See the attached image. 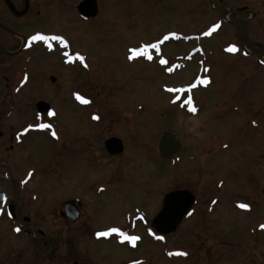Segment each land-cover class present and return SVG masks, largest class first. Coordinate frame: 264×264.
Instances as JSON below:
<instances>
[{"label":"rangeland","instance_id":"obj_1","mask_svg":"<svg viewBox=\"0 0 264 264\" xmlns=\"http://www.w3.org/2000/svg\"><path fill=\"white\" fill-rule=\"evenodd\" d=\"M97 2L99 13L88 23L59 8L55 17L23 27L27 34L36 26L60 30L90 57L89 69L72 78L61 49L44 51L41 62L55 63L47 74L62 77L44 79L29 98L16 96L19 105L40 100L52 107L51 129L29 135L16 160L35 171L40 201L49 208L57 197L81 194L90 202L92 227L141 237V264H264V232L257 228L264 223V162L257 159L264 158V136L251 124L263 111L264 62L253 63L243 49L221 51L233 32L213 29L215 0ZM149 44H159L148 49L151 60L129 59L131 49ZM33 88L31 82L26 91ZM165 131L183 145L169 159L159 151ZM111 136L125 145L118 157L105 151ZM173 189L190 190L197 203L175 232L158 235L151 220ZM80 249L110 264L136 255L86 239Z\"/></svg>","mask_w":264,"mask_h":264},{"label":"flooded vegetation","instance_id":"obj_2","mask_svg":"<svg viewBox=\"0 0 264 264\" xmlns=\"http://www.w3.org/2000/svg\"><path fill=\"white\" fill-rule=\"evenodd\" d=\"M68 1L0 0V35H4L5 38L0 39V264H110L107 258L99 261L91 257L90 253L83 252L80 249L82 239L91 243H102L104 247L117 245L120 249L135 252L136 255L133 257L124 256L119 264H141L143 258L137 255L142 243L141 237L135 242L123 240L119 234L97 237V232H104L110 228L97 229L91 226L90 202L81 194L57 197L54 204L47 208L45 202L40 201L41 192L32 187L35 171L32 168H22L16 161L21 156L20 150L29 135L44 134L45 130L51 129L38 127L40 124L50 125L46 119L52 116V112L49 114L39 112L37 103L40 100H36L33 106L30 102L29 105L25 104L27 101L19 105L20 101L18 103L16 99V96L29 98L32 93L36 94L38 88L46 85L44 83L46 78L55 83L57 78L62 77V72L57 70L56 74H47L48 70L54 71L55 63L43 64L40 57L43 52L61 49L65 65L74 67L72 78L75 73H79L78 69L84 72L89 69L88 51L78 48L74 41L60 30L36 26L27 34L23 29L24 25L33 19L48 20L55 17L59 13V8L62 10L66 8L76 19L85 23L96 17L80 14L78 7L84 0L74 4ZM207 1L213 3V0ZM215 2L217 25L221 29L226 25L233 32L232 42L228 47L220 48L221 51L237 54L243 49L246 51L243 55L251 58L253 63L264 62V0H215ZM66 23L69 24L67 21ZM37 34L63 37L67 46L59 40H32L31 37ZM233 45L237 50L229 51ZM65 53L73 59L69 61ZM79 56L84 59H79ZM31 82L34 84L33 90L26 91L31 87ZM72 94L77 96L78 90H73ZM262 109V112L258 110L252 115L251 124L256 133L262 132L264 136V123L261 121V118L264 120V106ZM86 115L87 119L89 117L93 119L91 112ZM57 137L60 139L59 133ZM107 153L110 157L122 154L111 156L108 151ZM257 159L264 162L261 156H257ZM138 216L141 221L147 220L143 213H139ZM259 224L258 230L264 232V228ZM17 228L20 230L16 231ZM78 235L81 237H77ZM166 254L169 255V251ZM169 258L172 260L173 254Z\"/></svg>","mask_w":264,"mask_h":264},{"label":"water","instance_id":"obj_3","mask_svg":"<svg viewBox=\"0 0 264 264\" xmlns=\"http://www.w3.org/2000/svg\"><path fill=\"white\" fill-rule=\"evenodd\" d=\"M78 8L83 16H96L98 13L96 0H84ZM37 106L40 113L50 112V104L46 101H39ZM105 148L111 155H118L123 152L124 144L120 138L111 137L106 140ZM181 148L182 142L175 134L169 131L162 134L159 151L163 158H172ZM195 202L196 196L188 189L168 192L164 196L161 210L152 220L153 227L162 235L175 232Z\"/></svg>","mask_w":264,"mask_h":264},{"label":"snow or ice","instance_id":"obj_4","mask_svg":"<svg viewBox=\"0 0 264 264\" xmlns=\"http://www.w3.org/2000/svg\"><path fill=\"white\" fill-rule=\"evenodd\" d=\"M217 27H219V25H213V29H215ZM31 39L34 40V41H36V40L47 41L49 39H51V40H59L62 43H64L65 46H67V42L64 40V38L63 37H59V36L48 37V36H43V35L37 34V35L31 37ZM164 39L167 40L168 37L165 36ZM157 47H159V44L145 45L143 47V49H140V48L131 49L132 55L129 57V59H135L136 57H139V56L143 55V56H146L149 60H151L152 56L149 54L148 49L149 48L155 49ZM236 50L237 49H236V47L234 45L230 46V48H229V51H236ZM65 56H68L69 61H71L73 59V57L70 56L68 53H65ZM79 59L83 60L84 58L82 56H79ZM160 62L162 64L166 63V61H164V60H161ZM204 82L206 83L207 81H204ZM77 97H78V99H81V100L84 99L83 97L79 96V94H77ZM188 102L191 103V100L189 99ZM191 110L195 111V108H192ZM38 127H40V128H46V127L50 128L51 125L40 124V125H38ZM52 134H53V136L56 135L55 132H53ZM239 206L242 207V208H248L249 207V205H247V204H240ZM261 228H264V225H261ZM19 230H20L19 228L16 229V231H19ZM112 233L119 234V236L122 237L123 240L131 241V242H135V241L140 239V237H138V236H129L126 233H124L120 228H116V227L110 228L109 230L104 231V232H97L96 235H97V237H101V236H109ZM161 239H162V237H161Z\"/></svg>","mask_w":264,"mask_h":264}]
</instances>
